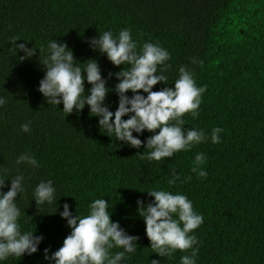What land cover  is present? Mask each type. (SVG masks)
Wrapping results in <instances>:
<instances>
[{"label": "trees", "instance_id": "trees-1", "mask_svg": "<svg viewBox=\"0 0 264 264\" xmlns=\"http://www.w3.org/2000/svg\"><path fill=\"white\" fill-rule=\"evenodd\" d=\"M124 29L130 30L137 52L152 43L169 53L157 73L167 77L166 84L152 91L174 87L181 67L197 87L206 86L199 115L181 117L185 130L203 131L206 137L190 150L149 160L150 149L115 140L87 105L66 116L62 103L48 104L37 90L49 44L66 43L74 66L83 70L87 60L97 61L110 89L104 104L115 112L118 81L108 74L123 66H113L89 41L106 31L116 37ZM13 38L36 49L34 54L20 61L25 53ZM90 87L85 81V94ZM0 99L6 101L0 105V180L6 179L0 191L23 177V191L15 199L21 234L43 236L36 253L9 256L0 264H53L44 249L51 256L70 233L59 215L63 205L83 217L100 198L109 201L111 221L139 237L136 251L125 253L119 264H181L192 249L160 257L150 247L137 201L151 203L147 191L152 190L185 195L203 217L189 233L198 241L194 264H264V0H0ZM25 123L28 132L21 129ZM214 128L222 129L219 143L212 142ZM133 135L143 142L152 133ZM200 153L204 177L192 171ZM21 155L33 157L39 167L17 163ZM49 180L56 202L36 204L37 185ZM109 251L115 255L123 248Z\"/></svg>", "mask_w": 264, "mask_h": 264}, {"label": "clouds", "instance_id": "clouds-1", "mask_svg": "<svg viewBox=\"0 0 264 264\" xmlns=\"http://www.w3.org/2000/svg\"><path fill=\"white\" fill-rule=\"evenodd\" d=\"M17 40L19 39L13 38L16 49L25 53L19 60L30 58L36 49L27 48L25 43L16 44ZM89 44L94 51L106 54L113 66H123L120 71L108 74L109 78L115 75L118 81L115 85L118 95L115 112L109 111L104 104L110 89L101 75L97 61L87 60L82 70L81 67L74 66L73 52L66 43L57 41L49 44L50 56L43 63L45 75L39 81L37 89L48 104L62 103V111L66 116L74 109L77 112L83 110L87 105L89 115L98 117L99 127L114 133L115 140L132 148L139 149L143 144L144 148L150 149L145 157L149 160L170 158L174 153L190 150L193 145L206 139L203 131L185 130L183 127L185 122L181 117L184 114L191 113L193 118L199 115L201 95L206 87H197L192 74L185 67L179 69L180 75L174 87L152 91L153 86L158 83L166 84L167 77L157 74L158 66L164 65L169 59V53L165 49L145 43L142 50L137 52V45L128 29L121 30L116 37L106 31L99 38H92ZM85 81L91 85L87 94ZM129 91L132 93L131 97L126 95ZM5 103V100L0 99V105ZM125 116L128 118L122 119ZM21 129L30 131L29 124L25 123ZM144 131L152 133L146 141L142 142L133 135L134 132L140 134ZM221 131L220 128L212 130L213 143L220 142L218 134ZM204 159L202 153L197 154L192 168L200 177L206 176L204 171H199ZM22 162L39 167L38 162L28 155L17 158V163ZM173 175L176 174L173 172ZM22 179V176H16L10 180L7 192L0 191V260L9 256L32 255L38 251V245L43 240L42 235H33L34 232L21 234L17 222L20 209L15 199L23 191ZM5 180H0V190L5 187ZM174 183L175 179L169 180V184ZM54 193L51 180L40 182L35 189V203L56 202ZM147 193L154 199L147 205L138 200V214L143 218L145 234L153 252L160 257H171L176 250L186 252L192 249L191 255L181 257V264H194L193 258L199 249L193 246L198 241L189 233L202 224L203 217L194 212L192 202L185 195L164 190ZM59 215L66 220L70 233L51 256L48 255L49 250L44 249L45 259L53 264H119L125 258V253L136 251L139 237L128 235L118 222L111 221L109 201L104 198L95 199L86 216L73 215L67 203L63 205V211ZM174 216L178 218L174 219ZM113 247L123 248V251L112 255L109 250ZM151 264L160 262L151 260Z\"/></svg>", "mask_w": 264, "mask_h": 264}]
</instances>
